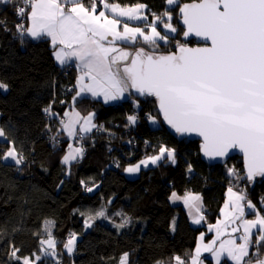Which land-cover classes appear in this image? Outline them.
<instances>
[{
  "label": "trees",
  "instance_id": "trees-1",
  "mask_svg": "<svg viewBox=\"0 0 264 264\" xmlns=\"http://www.w3.org/2000/svg\"><path fill=\"white\" fill-rule=\"evenodd\" d=\"M114 1L124 5L145 3L151 18V13H162L167 7L166 0ZM189 1L178 0L170 7L179 33L170 36L168 44L159 42L164 52L174 51L177 40L190 45L202 43L196 38L184 40L181 35L184 28L177 13L179 6ZM19 3L21 0H0V20H6L0 27V81L9 85L6 92L0 89V127L23 155H29L30 162L20 168L12 161L0 160V264H18L9 261V241L20 248L21 256L41 255L37 264H119L123 253L130 255L129 264H154L158 260L174 264L176 255L188 261L199 227L191 223L182 204L172 203V192H200L206 223L218 215L228 183L240 185L261 206L264 178L250 183L242 175L241 156H232L225 163L236 164L243 177L236 180L228 175L224 164H209L201 158L200 140L179 139L168 130L155 97L136 96L132 91L117 104L91 96L75 102L81 113L95 112L98 127L82 140L83 156L63 164L70 139L60 131L62 139L56 145L45 140L50 117L44 108L52 104L53 111L62 116L73 104L74 93L67 91L75 84L77 68L67 69L55 61L48 38L26 36L21 43L15 27L19 24ZM133 101H138V107ZM148 114L157 116L160 124H150ZM128 115L137 116L135 124L129 126ZM59 125H54V130ZM162 145L175 148V164L165 157L142 168L136 178L128 177L126 163L158 151ZM7 147V142L0 139V155ZM115 156L121 161L116 168L112 166ZM104 207L113 220L98 219L85 230V219ZM46 219L55 222L51 226L56 239L55 257L44 256L41 251L40 240L47 236L43 224ZM125 219L128 223L117 228ZM71 232L79 238L69 254L63 245ZM260 246L264 249V244ZM205 259L207 264H215L210 257ZM221 264L234 263L224 259Z\"/></svg>",
  "mask_w": 264,
  "mask_h": 264
},
{
  "label": "snow or ice",
  "instance_id": "snow-or-ice-1",
  "mask_svg": "<svg viewBox=\"0 0 264 264\" xmlns=\"http://www.w3.org/2000/svg\"><path fill=\"white\" fill-rule=\"evenodd\" d=\"M98 2L102 6L100 10ZM176 4L177 0H166L167 6ZM147 7L139 2L122 6L108 0H89L87 4L85 0H21L16 15L21 20L26 16L29 22L27 26L23 22L15 26L21 43L26 36L34 40L48 38L55 60L61 65L75 60L79 71L72 109L64 111L63 118H59L57 135L62 130L68 137L82 141L98 127L93 122L95 112L81 115L76 109L75 102L79 98L102 96L107 103L135 90L140 96L155 97L163 119L177 133L200 136L201 151L206 157L224 158L238 149L243 154L247 180L251 183L255 177H264V0H190L183 3L177 13L184 27L181 35L185 39L201 38L203 46L190 47L177 40L176 50L166 53L159 50V42L168 44L170 36L174 38L179 33L172 22L173 13L166 7L160 14L151 13L149 22L145 14ZM128 21H143L144 26H131ZM5 25L6 20H0V27ZM138 40L149 48L129 50L120 46V42L135 44ZM8 87L0 81V89ZM133 103L138 107V101ZM44 112L52 118L59 117L52 104L45 107ZM148 118L155 122L151 114ZM127 120L135 124L137 116L128 115ZM57 135L51 137L54 142ZM0 139L8 144L0 160L23 164L25 156L3 127H0ZM83 154V146L69 143L62 163L69 165ZM165 157L175 164V148L162 145L157 155L148 156L125 171L136 173L141 165H155ZM191 170L189 164L188 171ZM227 173L236 180L243 179L234 167L227 168ZM87 190L90 192L92 188ZM227 193L221 209L223 219L209 225L210 230H215L216 238L204 243L201 233L190 260L176 255L174 264H204L201 254L205 252L211 253L215 264H221L222 257L234 264H251L250 248L256 247L258 254V246L264 244V214L247 198L245 190L234 191L229 186ZM170 198L183 200L193 223L200 224L205 219L199 194L186 192L181 197L172 192ZM260 202L264 204V197ZM246 209L255 213L254 219L245 218ZM104 215V211L97 212L89 215L88 221ZM54 223L47 219L43 222L47 232V239L40 240L44 256L57 255L56 240L51 232ZM127 223L125 219L116 227L123 228ZM86 226L91 225L86 222ZM229 227L231 232L227 231ZM241 229L238 237L241 242L237 243L233 234L241 233ZM225 234L229 239L220 240ZM217 240H220L219 247H216ZM75 245L76 234L70 233L63 247L71 254ZM20 251L9 241V261L37 264L42 260L37 254L21 256ZM128 255L123 253L119 264H128ZM255 264H264V258L258 256Z\"/></svg>",
  "mask_w": 264,
  "mask_h": 264
},
{
  "label": "crops",
  "instance_id": "crops-1",
  "mask_svg": "<svg viewBox=\"0 0 264 264\" xmlns=\"http://www.w3.org/2000/svg\"><path fill=\"white\" fill-rule=\"evenodd\" d=\"M89 2V0H85V3L87 4ZM108 2L109 3H113V2H117V1H114V0H108ZM119 3V2H118ZM121 4V3H120ZM145 4V3H144ZM122 6H131V5H124V4H121ZM133 5V4H132ZM102 6L98 3V10H100V8H101ZM145 14H147L146 13V10H145ZM122 20H126V18H121ZM129 23H130V25L131 26H139L141 23L142 24H144V22L143 21H128ZM29 22H28V20L26 19V26H27V24H28ZM140 27V26H139ZM49 41H50V39H49ZM51 43V42H50ZM137 43H144L142 40H138L135 44H137ZM135 44H131V43H128V42H120V46L121 47H125V48H128L129 50H134L135 49V46H133V45H135ZM53 51H54V49H53ZM56 61V60H55ZM75 61V60H74ZM57 62V61H56ZM58 63V62H57ZM59 64V63H58ZM60 66H64V65H61V64H59ZM75 68H77L76 67V61H75V66H74ZM79 75V71H78V69H77V76ZM77 78V77H76ZM75 84H76V80H75ZM75 86V85H74ZM130 92H131V90H130ZM130 92H128V93H125L124 94V96L123 97H121L120 99H117V100H114V101H109V102H107L106 104H117V103H121V102H123L127 97H129L130 95H131V93ZM74 95H75V92H74ZM86 96H90V95H86ZM95 98H97V99H100L101 101H103L104 102V100H103V97L102 96H100V97H95ZM105 103V102H104ZM72 106H73V104L69 107V108H67L66 110L67 111H71V109H72ZM77 109V108H76ZM78 110V109H77ZM79 111V110H78ZM81 113V112H80ZM81 115H87V114H83V113H81ZM58 118H63V115L62 116H59ZM93 122H94V120H93ZM155 123V122H154ZM61 132L63 133V135L64 136H66L67 138H70V137H68L67 136V134L66 133H64L62 130H61ZM71 140H75L76 138H70ZM74 146H78V143H77V145H74ZM8 161H11V160H8ZM13 162V161H12ZM228 187L229 186H227L226 188H225V191H224V194H223V198H222V200H221V206H220V209H219V213H218V215H217V217H216V219L215 220H213V221H211V222H208V223H206L205 222V219L200 223V224H195V223H193V218H192V216L191 215H189V209L187 208V206L183 203V200H173V199H171V201H172V203L173 204H177V203H182V204H184V206H185V209H186V211H187V213H188V216H189V218H190V221H191V223L193 224V225H195V226H197V227H199V232H198V234H197V236H196V238H195V242H194V246H193V253H194V250H195V247H196V245H197V243L199 242V238H200V236H201V233H203L204 234V243H209V242H211L213 239H215L216 238V232H215V230L214 229H212V230H210L209 229V225H213V224H215L216 223V221L218 220V219H223V217H222V215H221V209L224 207V204H225V201L227 200V198H228V193H227V189H228ZM232 187V186H231ZM233 189H234V191H239V190H237V189H235L234 187H233ZM187 192H192V193H194V194H199L201 197H202V195H201V193L200 192H194V191H187ZM177 193V195L178 196H181V197H183L184 195H185V193L184 194H179L178 192H176ZM171 197V196H170ZM249 199V198H248ZM253 202V201H252ZM254 203V202H253ZM255 204V203H254ZM256 205V204H255ZM257 206V205H256ZM203 209H204V200H203V197H202V208H201V210H202V213H203ZM203 215H204V213H203ZM245 218L246 219H254L255 218V213L252 211V210H248V209H246V216H245ZM228 232H231V227H229V229L227 230ZM256 230H254V232H255ZM240 234H242V229H241V233H235V234H233L235 237H236V239H237V243H240L241 241L238 239V237H239V235ZM79 238V235L77 236V239ZM76 239V240H77ZM226 239H229V236L227 235V234H225L224 236H222V237H220V240H226ZM256 239V236L254 235L253 236V240H255ZM56 240V239H55ZM220 240H217V243H216V247H219V243H220ZM255 255H257V248L256 247H251L250 248V255H249V257H248V259L251 261V264H255V261H256V259L258 258V257H256V258H254L253 259V256H255ZM205 257H210L213 261H214V263H215V259L212 257V255H211V253H207V252H205V253H202L201 254V259L203 260V262H204V264H207V261H206V259H205ZM260 258H264V255L262 256V257H260ZM224 259H227L226 257H222V259H221V261L222 260H224ZM227 260H229V259H227ZM230 261V260H229ZM232 262V261H231ZM232 263H234V262H232Z\"/></svg>",
  "mask_w": 264,
  "mask_h": 264
},
{
  "label": "rangeland",
  "instance_id": "rangeland-1",
  "mask_svg": "<svg viewBox=\"0 0 264 264\" xmlns=\"http://www.w3.org/2000/svg\"><path fill=\"white\" fill-rule=\"evenodd\" d=\"M177 2H178V0H177ZM167 7H172V6H167ZM157 14H160V13H157ZM146 15H148V14H146ZM151 20H152V18L151 17H149L148 16V21L149 22H151ZM174 24V23H173ZM175 25V24H174ZM140 27H143L144 26V24H140L139 25ZM158 30H161L162 32L163 31H166V30H163L162 28H158ZM181 42H184V41H181ZM186 43V42H185ZM139 47H145L146 49H148L149 47H147V46H145L144 45V43H140V45H138L137 46V48H139ZM161 52H164V50H165V48H163V47H161L160 46V49H159ZM166 52H168V51H165L164 53H166ZM74 68V65L73 66H70L69 67V69H73ZM75 85V84H74ZM74 85L71 87V88H68V93H74L75 92V90H74ZM3 91H7V90H4V89H2ZM131 93V92H130ZM132 94V93H131ZM145 96H147V95H145ZM156 100V99H155ZM152 116H154L156 119H155V123L154 122H152V121H149V123L150 124H152L153 125V123H154V125H157V124H160L159 122H160V119L157 117V116H155V115H152ZM53 121H54V125H59V118H53ZM132 124L131 123H129V126H131ZM60 126V125H59ZM62 134V133H61ZM63 135V134H62ZM64 136V135H63ZM70 139V138H69ZM70 143H72L73 145H77V143H80V144H82V146H83V148H85V146L83 145V143H82V141L81 140H77V139H73V140H71L70 139ZM154 147V146H153ZM152 147V148H153ZM167 147V146H166ZM170 148V147H169ZM159 153V150L158 151H155V152H153V153H150V154H148V155H145V156H143V157H141V158H139V159H137L136 161H134V162H129V163H126L125 164V166H124V171H125V169L127 168V167H129V166H131V165H136V164H138L141 160H143V159H145L146 157H148V156H153V155H157ZM24 156H27V158H30L29 157V155H27V154H25ZM159 162V161H158ZM157 162V163H158ZM225 165V170L227 171V168H230V167H234L237 171H238V173L240 172L238 169H237V167H236V164L235 163H227V164H224ZM150 166H153V164H148L147 166H144V165H141V167H140V170L142 169V168H145V167H150ZM23 168H24V166H23ZM140 170L138 171V172H136V173H128V172H126V174L128 175V177L129 178H131V179H134V178H136L137 176H138V174H139V172H140ZM243 171H244V169H243ZM242 172V171H241ZM242 175L244 176V172L242 173ZM260 177H256L255 179H254V181L255 180H257V179H259ZM253 181V182H254ZM252 182V183H253ZM227 186H232V187H234L235 189H237V190H242V189H240V185H233V184H227L226 185V187ZM225 187V188H226ZM244 190V189H243ZM262 197H264V196H262ZM222 198H223V196H222ZM247 198H249L251 201H253L257 206V209H259L260 210V212H264V204H261V206H259L251 197H249L248 195H247ZM222 200V199H221ZM177 204H182V203H177ZM221 204V203H220ZM183 206H184V204H182ZM221 206V205H220ZM220 206H219V209H220ZM184 208H185V206H184ZM100 211H104V213H105V215L104 216H97L96 217V219H94V220H92V221H88V217L85 219V230H88L92 225H93V223L96 221V220H104V221H112L113 220V218H112V216H110L109 215V212H108V209L106 208V207H104V208H102V209H100ZM100 211H98V212H100ZM205 211H204V209H203V213H204ZM97 213V212H96ZM95 213V214H96ZM95 214H93V215H95ZM204 216H205V214H204ZM217 217V216H216ZM216 217L213 219V220H215L216 219ZM112 219V220H111ZM213 220H211V221H213ZM210 221V222H211ZM86 222H88V223H90V225L91 226H86ZM115 222V221H114ZM198 232H199V230H198ZM198 232H197V234H198ZM71 233H74V232H71ZM76 234V233H75ZM77 236H78V234H76V239H77ZM43 239H47V236L46 237H44ZM259 247V246H258ZM264 255V249L260 246L259 247V253L257 254V255H255V256H253V259L254 258H256V257H262ZM52 257V256H51ZM129 257H130V255H128V264H129V261H130V259H129ZM157 262H160V264H167L165 261H160V260H158V261H156L154 264H157ZM163 262H165V263H163Z\"/></svg>",
  "mask_w": 264,
  "mask_h": 264
},
{
  "label": "water",
  "instance_id": "water-1",
  "mask_svg": "<svg viewBox=\"0 0 264 264\" xmlns=\"http://www.w3.org/2000/svg\"><path fill=\"white\" fill-rule=\"evenodd\" d=\"M190 2V1H189ZM184 3H186V2H184ZM183 4V3H182ZM181 4V5H182ZM179 23H180V21H179ZM180 25H182L181 23H180ZM182 27H183V25H182ZM184 28V27H183ZM183 38V37H182ZM192 38H196V39H199V40H201V38H198V37H195V36H190V37H188V38H183L184 40H189V39H192ZM202 41V40H201ZM203 41H202V43H200V44H196V45H190V44H188V46H190V47H196V46H203ZM176 50V49H175ZM174 50V51H175ZM132 91V93L134 94V95H136V96H140L139 94H136L135 93V90H131ZM156 103H157V101H156ZM158 108V107H157ZM159 111V110H158ZM160 113V112H159ZM160 115H161V117H162V120H163V122L165 123V125L167 126V128H168V130L174 135V136H176L177 138H179V139H181V138H189V139H197V140H200V154H201V158L204 160V161H206L207 163H209V164H225L227 161H228V159L230 158V157H232V156H235V155H239V156H241L242 157V159H243V154L238 150V149H234V150H232V151H230L229 152V154H228V156L227 157H224V158H208V157H206L204 154H203V152L201 151V144H202V138L200 137V136H198L197 134H195V133H191V134H180V133H177L176 131H175V129H173L170 125H168L167 124V122L163 119V115H162V113H160ZM243 167H244V160H243ZM244 176L246 177V170H245V167H244ZM259 177V176H258ZM256 178V177H255ZM264 178V177H263Z\"/></svg>",
  "mask_w": 264,
  "mask_h": 264
},
{
  "label": "built area",
  "instance_id": "built-area-1",
  "mask_svg": "<svg viewBox=\"0 0 264 264\" xmlns=\"http://www.w3.org/2000/svg\"><path fill=\"white\" fill-rule=\"evenodd\" d=\"M20 5H21V3H19L17 5V7L20 6ZM16 17H17V15H16ZM17 19H18L19 23H22V22L24 24L26 23V16H25V18L23 20H21L19 17H17ZM73 65L75 66V61L74 60L69 61L67 64L64 65V67H66L67 69H69V67L70 66H73ZM72 86L73 85H70L69 88H71ZM47 126L48 127H46V131H45V134L43 135V137L45 138V140L51 142V144L56 145L57 142H59L62 139V135L60 133H59V135H57V131L54 130V128H53L54 127V121H53V118L52 117H50V120H49V123L47 124ZM54 135H57V141L56 142H54L51 139V137L54 136ZM78 146H82V144L78 143ZM29 162H30V159L27 158V156H25V162L23 164L19 165V167L20 168H23V166L24 167L25 166H28L29 165ZM120 163H121V161L119 160V158L117 156H115L113 158V160H112V166L116 168V167H118L120 165ZM261 213L264 214V212H261Z\"/></svg>",
  "mask_w": 264,
  "mask_h": 264
}]
</instances>
